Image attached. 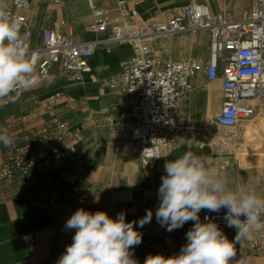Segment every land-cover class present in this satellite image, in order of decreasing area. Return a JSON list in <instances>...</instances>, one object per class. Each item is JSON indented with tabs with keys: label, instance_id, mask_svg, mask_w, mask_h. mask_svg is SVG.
<instances>
[{
	"label": "crops",
	"instance_id": "crops-1",
	"mask_svg": "<svg viewBox=\"0 0 264 264\" xmlns=\"http://www.w3.org/2000/svg\"><path fill=\"white\" fill-rule=\"evenodd\" d=\"M61 1L58 5L52 0L30 1L28 14L34 44L42 43L43 29L55 18L69 22L80 41L107 38V34L87 28L91 18L87 1L79 0L80 9L88 7V12L76 20L67 7L63 9L64 3L70 7L73 0ZM192 1L206 2L214 12L227 11L240 17L251 8L252 0H125L124 4L136 8L144 20H152L161 18L165 10L183 7ZM7 3L10 5V0ZM101 3L110 14L115 13L112 17L118 16L115 0H102ZM43 5L46 12L39 25L38 13ZM189 34L162 45L157 41L154 50H158L164 59L197 56L207 61L208 35L205 32ZM201 38L206 43L204 49H198ZM163 46H169L168 53L161 51ZM132 56L133 50L128 45L101 43L90 58L92 72L78 83H67L58 66L45 78H40L35 71L39 82L34 88L24 90L20 95L13 93L14 100L0 103V129L7 127L14 140L11 147L0 143V168L17 146L33 139L49 125L67 127L72 132L64 138L61 149L63 169L36 174L30 188L25 187L21 178L12 184L0 182V264H56L75 234L74 229L65 230V223L80 208L92 213L104 210L112 218L124 212L127 222H138L151 209V222L142 228L136 225L142 233V243L134 248V258L143 264L149 254L160 253L166 257L178 254L187 243L185 234L193 222L168 232L157 222L155 211L159 205L158 189L161 177L165 175V161L175 160L189 150L205 157L208 169L226 178L229 188L234 190L244 186L264 196L259 167L252 162L241 165L237 152L233 151L232 156L230 152L220 150L215 143L207 142L210 132H200L207 122L216 127L215 117L223 100L222 80L208 81L202 73L192 78V89L183 99L181 117L184 121L176 145L151 167H142L136 140L125 133L131 127V121L124 119L119 124L112 121L126 114L128 106L117 91L108 87L123 63ZM57 93L60 94L58 102L51 108L44 107L46 99ZM189 140L192 142L190 149L187 147ZM61 170L68 174L67 179L62 178ZM52 194L56 195L54 206L49 204ZM204 211L200 212V219ZM219 227L230 240L234 239V228L226 224ZM28 232L36 235L35 251L24 242V235ZM235 247V258H242L248 264L258 258L259 252L252 249L250 239L241 240Z\"/></svg>",
	"mask_w": 264,
	"mask_h": 264
},
{
	"label": "built area",
	"instance_id": "built-area-1",
	"mask_svg": "<svg viewBox=\"0 0 264 264\" xmlns=\"http://www.w3.org/2000/svg\"><path fill=\"white\" fill-rule=\"evenodd\" d=\"M30 1L10 0L9 10L20 24V37L28 45L29 55L35 56V71L40 78L50 76L58 66L66 82L76 84L92 72L90 58L101 43L132 48V58L123 63L108 87L117 91L128 106L126 114L112 121L114 124L124 119L131 121L125 133L135 138L144 168L160 161L176 145L177 134L183 126V99L197 74L202 73L208 81L222 80V106L215 117L219 130L236 129L243 120L264 110V0H252L251 8L240 17L227 11L214 12L206 2L192 1L183 7L165 10L161 18L152 20H143L138 10L128 8L124 0H115L119 12L116 17L110 16L102 0H87L91 11L87 28L107 34L105 40L80 41L69 22L55 18L43 29L40 45L34 44L28 14ZM52 2L58 5L60 0ZM197 32H205L209 37L205 62L197 56L164 59L154 50V44L160 39ZM59 99V93L49 96L44 107L51 108ZM5 130L8 132L7 127H2L0 132ZM71 134L69 128L51 124L17 146L0 168V182L12 184L21 178L25 187L30 188L36 174L63 169L61 149L64 138ZM61 176L68 178L64 170ZM56 203V195L52 194L49 204ZM225 211L205 210L201 220L207 215L218 225L226 224ZM250 240L252 249L264 253V230L254 233ZM24 242L35 251L34 232L26 233Z\"/></svg>",
	"mask_w": 264,
	"mask_h": 264
},
{
	"label": "clouds",
	"instance_id": "clouds-1",
	"mask_svg": "<svg viewBox=\"0 0 264 264\" xmlns=\"http://www.w3.org/2000/svg\"><path fill=\"white\" fill-rule=\"evenodd\" d=\"M35 65L34 54L29 55L28 45L20 37V24L7 0H0V103L14 100L13 93L38 84ZM0 143L11 147L14 140L5 130L0 132ZM191 146L189 140L187 147ZM205 160L189 150L165 161L156 220L168 232L189 221L193 226L178 254H149L143 264H232L237 256L236 243L264 230V196L244 186L229 188L228 180L210 171ZM222 209L226 210L223 220L227 227L236 230L232 240L209 216L200 219L202 210L219 213ZM152 218L151 209L138 222H127L124 212L112 218L104 210L92 213L77 209L64 226L65 230H75L72 243L56 264H139L134 248L142 243V233L136 225L142 228ZM238 264L245 262L241 259Z\"/></svg>",
	"mask_w": 264,
	"mask_h": 264
},
{
	"label": "bare ground",
	"instance_id": "bare-ground-1",
	"mask_svg": "<svg viewBox=\"0 0 264 264\" xmlns=\"http://www.w3.org/2000/svg\"><path fill=\"white\" fill-rule=\"evenodd\" d=\"M86 1L87 0H85L84 3H86ZM87 4H88V1H87ZM78 5H81L79 0L77 2H73L70 7H68L67 4L64 3L63 9L67 7V10H69V12L73 15L74 19L76 20V17H82L84 15V12H88V7L80 9V7H77ZM32 7H33V4L31 6V9ZM45 12H46V6L43 5L40 9V12L38 13L39 15L38 24L39 25L41 24V21H42V18L44 17ZM77 24H78V21H77ZM191 89H192V85H191L189 92L191 91ZM238 126L242 127V133L244 135V140H245L244 148H243L244 153L246 154V152L248 151L253 152L254 161L252 160V163L254 162V164L260 168L261 166L264 165V110L262 111V113L256 115L252 119L249 118V119L243 120ZM206 131L210 132L208 136H211V138L218 136L214 128L211 125H209V122H207L206 125L200 129V132L203 134H205ZM218 137L219 139L223 140L221 136H218ZM248 160L249 159L247 158V161H244L243 166H247Z\"/></svg>",
	"mask_w": 264,
	"mask_h": 264
},
{
	"label": "rangeland",
	"instance_id": "rangeland-1",
	"mask_svg": "<svg viewBox=\"0 0 264 264\" xmlns=\"http://www.w3.org/2000/svg\"><path fill=\"white\" fill-rule=\"evenodd\" d=\"M78 0H73V2H77ZM62 1L60 0V3ZM77 7L81 8V5H78ZM62 13L64 14V10H62ZM110 14V16L114 15ZM79 25V24H77ZM190 35L189 33H185V34H179L176 36H172V37H167V38H163L160 39L158 41L159 44H163L165 42H170V41H174V40H180L181 38ZM206 46L205 41L201 38V41L199 42V48L198 49H204V47ZM164 53H168L169 52V46H163V49L161 50ZM156 52H158V54L160 55V52L158 50H156ZM202 75V74H200ZM254 118V117H253ZM252 119V118H251ZM214 130L216 131V133L218 134V136H221L223 138V140L219 139L218 136L211 138L208 137L207 142L208 143H215L216 145L219 146L220 150H223L225 152H230L232 156H234V152H237L238 155L240 156V162L241 165H243L244 161H247V158L249 159L248 162H252L253 160V152H246V154L244 153V135L242 133V127L238 126L236 129L233 130H219L218 128H214ZM251 151V150H250ZM248 153V154H247ZM252 157V158H251ZM254 161V160H253ZM254 164V162L252 163ZM260 177L261 179H264V165L261 166L260 168ZM258 258H253L252 259V264H264V253L259 252L258 253ZM242 258H235L234 261L232 262V264H238V261H240ZM244 260V259H243ZM245 264H248V262L246 260H244Z\"/></svg>",
	"mask_w": 264,
	"mask_h": 264
}]
</instances>
